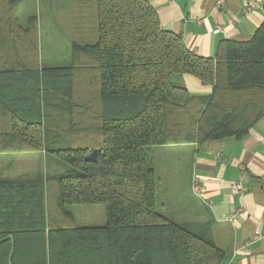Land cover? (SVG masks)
Returning <instances> with one entry per match:
<instances>
[{"label": "trees", "instance_id": "obj_1", "mask_svg": "<svg viewBox=\"0 0 264 264\" xmlns=\"http://www.w3.org/2000/svg\"><path fill=\"white\" fill-rule=\"evenodd\" d=\"M20 2L0 0V138L13 141L0 151L44 150L57 166L0 177V264H224L209 224L158 211L149 150L240 139L264 116V0L252 37L221 40L212 57L148 0H50L70 43L58 66L41 65L37 16L22 25ZM183 74L210 93H189ZM78 132L94 137L72 144ZM97 203L101 225L74 224L69 205Z\"/></svg>", "mask_w": 264, "mask_h": 264}, {"label": "crops", "instance_id": "obj_2", "mask_svg": "<svg viewBox=\"0 0 264 264\" xmlns=\"http://www.w3.org/2000/svg\"><path fill=\"white\" fill-rule=\"evenodd\" d=\"M148 1L162 27L179 34L190 51L203 57H212L221 40L250 39L263 18L262 0L251 12H245L248 0ZM55 57L57 63L50 66L69 59V55L61 61ZM179 79L191 94L210 93V85L190 74ZM12 143L11 138H0L1 147ZM149 155L158 211L176 222L209 224L213 239L226 251L225 262L235 251L234 264H264V116L240 139L155 145ZM48 157L44 150L0 151V177L30 179L45 159L53 171L56 160ZM194 178L200 184L198 191L192 189ZM236 182L246 190L234 193Z\"/></svg>", "mask_w": 264, "mask_h": 264}, {"label": "rangeland", "instance_id": "obj_3", "mask_svg": "<svg viewBox=\"0 0 264 264\" xmlns=\"http://www.w3.org/2000/svg\"><path fill=\"white\" fill-rule=\"evenodd\" d=\"M47 2V0H21L17 13L19 22L24 26L26 25L27 18L30 15L37 16L39 58L40 63L43 66H49L53 65V63H57V59L55 57L57 55H59L60 61L62 60L63 55H69L70 45L68 38L69 35L66 34L65 31L55 22L52 11H50L47 6ZM54 13L56 14V12ZM75 136H77V138L74 137L71 142L72 144L77 141L81 142V140H91L94 137V134L88 133V135H85L84 133L78 132ZM84 141L81 143H89ZM62 164L63 165L58 167V171L67 168V164ZM48 165L47 161L46 164L42 163L40 171L42 173H51L52 169ZM67 209L74 215L75 225H101L105 221L103 204H73L69 205ZM52 213L54 214L55 212L52 211Z\"/></svg>", "mask_w": 264, "mask_h": 264}, {"label": "built area", "instance_id": "obj_4", "mask_svg": "<svg viewBox=\"0 0 264 264\" xmlns=\"http://www.w3.org/2000/svg\"><path fill=\"white\" fill-rule=\"evenodd\" d=\"M223 0H218V3H221ZM261 5V4H260ZM257 0H248L246 6H245V12H251L255 7L260 6ZM262 8V6H261ZM192 189L194 191H198L200 189V184L197 180V178L193 179ZM246 190V187L240 183L236 182L232 185V191L234 193H242ZM235 254L236 252L233 251L227 258L226 262L224 264H234L235 260Z\"/></svg>", "mask_w": 264, "mask_h": 264}, {"label": "water", "instance_id": "obj_5", "mask_svg": "<svg viewBox=\"0 0 264 264\" xmlns=\"http://www.w3.org/2000/svg\"><path fill=\"white\" fill-rule=\"evenodd\" d=\"M99 152H100V149H99V148H94L93 150H91V152H89V153L85 156L84 160H85V161H95L96 156H97V154H98Z\"/></svg>", "mask_w": 264, "mask_h": 264}]
</instances>
